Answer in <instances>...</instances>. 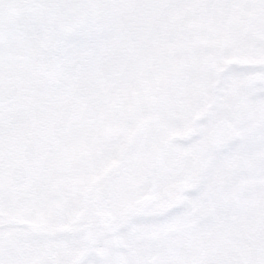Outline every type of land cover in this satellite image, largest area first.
Wrapping results in <instances>:
<instances>
[{
    "label": "snow or ice",
    "instance_id": "snow-or-ice-1",
    "mask_svg": "<svg viewBox=\"0 0 264 264\" xmlns=\"http://www.w3.org/2000/svg\"><path fill=\"white\" fill-rule=\"evenodd\" d=\"M0 264H264V0H0Z\"/></svg>",
    "mask_w": 264,
    "mask_h": 264
}]
</instances>
